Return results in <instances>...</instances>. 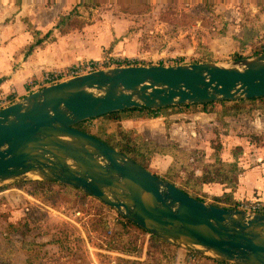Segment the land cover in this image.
<instances>
[{"label":"water","instance_id":"water-1","mask_svg":"<svg viewBox=\"0 0 264 264\" xmlns=\"http://www.w3.org/2000/svg\"><path fill=\"white\" fill-rule=\"evenodd\" d=\"M257 98H264V54L64 79L0 108V188L66 186L173 247L225 264H264V214L196 200L73 127L124 110Z\"/></svg>","mask_w":264,"mask_h":264},{"label":"rangeland","instance_id":"rangeland-1","mask_svg":"<svg viewBox=\"0 0 264 264\" xmlns=\"http://www.w3.org/2000/svg\"><path fill=\"white\" fill-rule=\"evenodd\" d=\"M61 1L56 0L55 3ZM22 2L23 0H7L6 22L12 19L14 11L16 12ZM48 2L49 0L25 1L29 12L36 11L41 15H38L39 17L48 15L47 9L50 7ZM93 2L96 3L95 6L80 7L77 17L80 26L67 30L64 43L70 47L69 51L74 50L76 46L86 50L94 47V58L98 59L127 58L138 64L153 65L158 63L169 65L178 61L190 63L198 59L195 58L196 49L202 46L208 48L215 60L224 61L236 52L237 39H241L245 28L264 25V0H94ZM76 3L77 0H67V3L65 0V7L69 8L66 7L67 10L63 14L72 10ZM18 21L21 23V19ZM22 21L26 31L28 33L31 31L33 37L32 31L35 30L31 29L27 19ZM54 34L61 36L58 30ZM113 38H120V41L113 49H109ZM254 43L255 49L259 50L264 43V28ZM31 45L32 43L26 45V48L22 47L15 58L26 57L29 52L28 46ZM40 46H34V49ZM243 52L247 54L250 51L245 48ZM91 61V59L82 60L74 64ZM28 79L18 80L13 76L10 78L12 86L8 89L22 94ZM180 118L176 117L172 127L167 129L161 118L148 117L123 121L122 126L136 129L145 137H156L161 143L157 144L161 147H165L170 141L168 133L171 130L177 131L184 137V142L185 139L187 140L189 151L197 150L199 154L202 153L206 162L212 161L210 139L214 138V130L221 140L222 156L230 155L237 160L242 157V153L236 154L233 149L235 143L229 139L230 136L228 137L229 125L232 129L231 135L244 137L242 139L246 138L247 142L251 140L252 143L262 144V141L250 139L248 134H242L243 126H236L239 122L237 120H230L227 128L223 129L216 122L215 117L210 124L205 122L202 126L194 120ZM170 163L171 158L155 157L149 162L148 169L156 176H160L165 173ZM251 165H257L256 161ZM28 184L31 183L0 188V264H148L147 261L156 264L158 260L161 261L156 254H149L146 250V241L141 255H124L109 250V237L102 235L100 230L93 229L94 210L86 208L85 198H82L78 192L72 190L69 192L68 202H57L52 205L49 193L33 195L37 190L33 185ZM201 197L205 201H211V198L203 192ZM254 202L264 206V202L242 201L238 202V207L249 206ZM106 219L108 228L121 229L118 223L121 219L117 215L109 212ZM186 256L182 250H178L169 264H188ZM198 264L215 263H205L201 260Z\"/></svg>","mask_w":264,"mask_h":264},{"label":"trees","instance_id":"trees-1","mask_svg":"<svg viewBox=\"0 0 264 264\" xmlns=\"http://www.w3.org/2000/svg\"><path fill=\"white\" fill-rule=\"evenodd\" d=\"M94 0H77L75 7L68 13L62 14L57 17L53 29L60 35H65L67 30L76 29L80 25L77 22L78 11L80 7H92L96 3ZM264 25L257 28H245L241 39H237L236 52L231 58L226 60H234L247 58L255 55L264 54V43L261 44L259 50L255 49L254 41L258 40V36ZM34 43L29 47V51L34 49V46L41 45L46 41L54 40L52 30L41 34L38 31H32ZM120 38H113L109 44V49H113ZM248 48L250 52L244 54L243 50ZM110 58V57H107ZM196 60L190 63H204L217 61L212 56L208 48L200 47L196 49ZM115 67L121 66H141V65H153V64H138L134 60L127 58H114ZM183 61L169 65L183 64ZM159 66L168 64L158 63ZM8 103L14 101L13 96L10 94L6 97ZM264 112V98L239 100V101H223L220 103L198 104V105H181L176 107H166L162 109H141V110H124L106 114L104 116L89 119L80 122L73 126L82 132H85L99 141L103 142L107 146L115 149L140 167L148 170L149 162L155 157H167L171 158L167 170L163 175L159 177L168 181L172 185L176 186L182 192L186 193L190 197L207 202V204L223 207L238 209V202L234 199V193L238 185V178L242 174V169L238 166V160L232 157L231 162L223 161L221 158V140L218 138L217 131L214 130L212 140L210 139V148L212 153L210 157L211 162H206L202 153L199 154L197 150H185L179 147L175 142H168L165 147L159 146L154 140L146 138L142 133L136 129H127L122 126V122L126 120H137L141 117L148 118H162L166 129L173 123L169 120L172 115H187L194 116L198 114H213L215 115L216 122L221 128H227V120H239L242 118L251 119L254 112ZM227 119V120H226ZM226 120V121H225ZM250 139L262 141V136L248 135ZM236 154H241L242 149L240 147L234 148ZM235 156V155H233ZM150 172V171H149ZM153 174V173H152ZM155 175V174H154ZM208 184H219L228 190L220 196L211 197V201H205L202 197V188ZM33 188L37 190L33 195L38 193H49L51 195V204L55 205L57 202H68V196L70 191H76L75 189L58 185L55 183L44 182H32ZM82 198H85L86 208H92L95 213V220L93 229L100 230L101 234L108 236L111 251H118L124 255H141L143 247L146 241V250L149 254H156V257L160 259L156 264H169L174 259L175 254L179 248L166 244L155 237L147 238V233L135 225L123 220L119 216V225L121 229L114 230L107 226V214L112 212L117 215L111 209L105 207L97 200L85 196L78 192ZM107 232L110 234L108 235ZM146 239V240H145ZM185 255H190V252L182 250ZM147 252V253H148ZM197 261L213 262L216 264H225L216 261H210L207 258L194 255ZM147 264V263H146ZM154 264V263H153Z\"/></svg>","mask_w":264,"mask_h":264},{"label":"crops","instance_id":"crops-1","mask_svg":"<svg viewBox=\"0 0 264 264\" xmlns=\"http://www.w3.org/2000/svg\"><path fill=\"white\" fill-rule=\"evenodd\" d=\"M25 1L26 0H23L20 7L16 9V12L14 11L12 19L9 22H6L7 12L5 6H7V0H0V100L6 99V97L10 94L13 96L14 100H17L28 93V89L26 88L27 83L24 86L25 88L23 87L24 89L22 90V94H18L16 90L8 89V87L12 86V84H10L12 81L10 78L13 76H15L18 80H25V78H29L28 80H35L44 71L63 69L82 60L98 59L97 57L94 58L95 48L92 47L93 45H91V50H86L84 48L80 49V47L76 46L74 50L69 51L70 47L64 43L66 35H61L59 37L54 34L56 30L53 29V27L57 17L62 15L63 12L71 6L70 3L68 4L69 7L66 6L67 9H65V0H62L61 3H55L56 0H52V2L49 0L48 3H50V7L47 9L48 15L39 17L41 15H39L36 11L29 12L26 5L27 2L25 3ZM37 16L39 17L38 19ZM18 19H21L22 24L19 21L17 22ZM22 19H27L31 29L42 34L52 30V35L55 41L52 40L43 43L42 46L36 47L31 52L29 51L27 53L28 55L24 58H15L19 51H21L22 47L26 48V45L34 43L31 31H29V33L26 31V26ZM24 48L22 50H24ZM7 84H9V86ZM176 117H181V120H194L202 126L205 122H207L206 124H210L215 115L198 114L194 116H187L179 114L170 116L169 120L174 122ZM162 121L163 119L161 118V122ZM229 121L230 120H227V123H229ZM237 121L239 122L236 126H243L242 134L262 136L263 139L261 142L262 144L260 145L259 143H252L251 140H248L247 142L246 138L245 140L242 139L244 137L239 138L233 134L231 135L232 129L230 125L228 126V128L230 127L227 131L228 137L230 136L229 139L235 143L233 144V149L241 147L243 157L238 159V166L242 169V174L238 178V185L236 192L234 193V199L238 202H264V112L256 111L253 113L251 119L242 118ZM171 125L172 123L169 126L170 128L172 127ZM193 133L194 132H192V134ZM168 136L170 141L177 143L179 147H183L185 150H189L186 145L187 140L185 139L184 142V137L177 131L171 130L168 133ZM148 138L154 140L158 144H161L154 136H149ZM230 148L231 147L229 146V149ZM221 158L223 161H232V156L230 155H227V157L221 155ZM253 161H256L257 165H251ZM227 191L228 190L224 189V187L219 184H208L204 185L202 188V192L210 198L213 196H220ZM147 262L148 264L154 263L149 261Z\"/></svg>","mask_w":264,"mask_h":264},{"label":"built area","instance_id":"built-area-1","mask_svg":"<svg viewBox=\"0 0 264 264\" xmlns=\"http://www.w3.org/2000/svg\"><path fill=\"white\" fill-rule=\"evenodd\" d=\"M114 58H100L96 60H92L91 62L84 63L80 62L71 66H68L63 69H52L44 71L42 74H40L39 77H37L35 80H29L26 84V88L28 89V93L41 89L45 86L58 83L64 79L77 76L84 73H90L96 70L109 68V67H115ZM8 100L1 99L0 100V108L8 105ZM252 203L249 206L247 205H240L241 207H238V209L243 211H248L251 213H260L264 214V206L258 204V203ZM109 233V232H108ZM147 238H150L147 236ZM186 260L188 264H198V261L195 259L194 254H190L186 256ZM216 264V263H215Z\"/></svg>","mask_w":264,"mask_h":264},{"label":"flooded vegetation","instance_id":"flooded-vegetation-1","mask_svg":"<svg viewBox=\"0 0 264 264\" xmlns=\"http://www.w3.org/2000/svg\"><path fill=\"white\" fill-rule=\"evenodd\" d=\"M163 122H164V119H163ZM169 142H171V141H169ZM181 148V147H180Z\"/></svg>","mask_w":264,"mask_h":264}]
</instances>
